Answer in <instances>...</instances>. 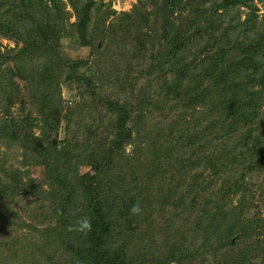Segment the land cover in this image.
Returning a JSON list of instances; mask_svg holds the SVG:
<instances>
[{
	"label": "trees",
	"instance_id": "16d2710c",
	"mask_svg": "<svg viewBox=\"0 0 264 264\" xmlns=\"http://www.w3.org/2000/svg\"><path fill=\"white\" fill-rule=\"evenodd\" d=\"M156 1L152 18L144 10L146 0H140L114 23H107L114 12L100 13L92 0H69L74 23L64 21L61 0L0 1V37L16 46L0 44V140L24 146V155L45 173L44 181L27 177L23 182L20 173L0 165V219L14 217L17 229L27 230L0 236V264H187L198 256L197 249L223 251L225 264H264V226L250 212L255 196L246 182L250 173L264 172V161L258 160L264 159V104H258L264 103V27L255 21L257 9L253 0ZM237 3L252 8L244 20L229 14ZM123 34L145 37L139 43L144 46L134 49L150 52L152 60L158 54L153 60L157 78L169 72L179 77L189 67L197 78L186 89L167 78L158 86L159 95L150 103L142 100L134 114L127 113L129 106L106 100L105 116L116 122L106 126H113L110 132L103 130L102 116L86 127L74 123L75 110L61 99L59 82H81L86 89L94 82L84 76L89 73L83 62H66L61 41L94 44L92 54L111 59L126 50ZM158 39L171 40V48L160 44L158 49ZM40 56L57 62L52 74L45 66L39 73L28 69L27 63ZM184 57L191 59L184 64ZM196 60L199 64L192 66ZM231 66L250 70L255 83L252 107L244 114H238L233 93L226 103L221 100L229 96L226 84L236 73ZM16 79L24 83L23 91ZM197 79L200 84L194 85ZM24 91L31 109L21 107V118L11 111L16 101L24 105ZM82 93L81 100L88 92ZM168 99L176 103L171 106ZM226 106L230 119L220 111ZM167 118L171 131L182 127L171 146L158 125ZM62 121L67 136L53 144L50 134H58ZM128 121L134 122V136L125 126ZM35 122L41 137L31 130ZM82 130L84 138L76 140ZM127 141L132 145L128 153ZM80 167L89 170L80 173ZM20 195L34 198L37 209L23 210L35 223L26 225L10 207Z\"/></svg>",
	"mask_w": 264,
	"mask_h": 264
},
{
	"label": "rangeland",
	"instance_id": "374dc122",
	"mask_svg": "<svg viewBox=\"0 0 264 264\" xmlns=\"http://www.w3.org/2000/svg\"><path fill=\"white\" fill-rule=\"evenodd\" d=\"M0 1L4 3L5 2L8 3V2H12L13 0H0ZM61 1L64 3V5H62L61 6L62 9L61 8L60 9L63 11V13L66 15L68 19V21L67 20H64V21L67 23H74L76 21V18L74 15V11L72 9V6H73L72 2H69V0H61ZM92 1L96 3L97 6L101 7L100 13L101 12L103 13L104 10H107V9L114 12V14L110 15L109 19L107 20V23H110V22L114 23L115 18L117 17L119 18L121 14L130 13L140 0H92ZM155 2L157 1L156 0H146L145 5H144V10L146 14L150 16V18L153 17L152 12L155 11V7L152 5ZM250 4L252 8L254 7L257 9V11L253 10L256 16L255 21H257V23H259L261 26L264 27V0H253L252 3ZM252 8L243 6L241 5V3L240 4L237 3L236 5L231 6L232 11H230L229 14H232L233 16L235 14H238L239 19L244 20L245 17L249 13H251ZM137 10H142V9L138 8ZM224 12H225V9L219 11V13H224ZM173 14L176 17L178 15V12L176 11V13H173ZM217 33L219 32L217 31ZM122 37H123L122 39H124L123 42L125 44L126 50L122 52H118V51L115 52L114 54H112L111 59H109L107 55L101 54L98 58L97 57L98 55L92 54L94 51L93 50L94 44L89 47H84V46H80L79 44L71 42L70 38H67L61 41V45L59 48L60 54L64 57L66 62H69V63L83 62L82 64H85L82 67L83 71H87L89 73L88 75H90L88 76L85 74L84 76L88 80L92 78L94 80L97 79L96 82L93 79L90 82V83L94 82L92 84L91 89H86V87L81 82L79 83L80 84L79 86L77 83H74V84H71L68 82L64 83L62 80H60L59 83L61 84L60 86L61 99L63 100L65 105H67L68 108L71 107L73 108V110H75V117L73 118L74 123L82 124L83 127H86L90 125L91 122L98 124V121L100 120L99 118H101L102 116L103 122H104L103 125H105L103 126V130L105 132H110L116 122H114L113 120H112L113 122L112 121L108 122V119L105 116L106 114L105 111L107 109L106 103L108 101H112V102L116 101V103H119L122 106H129V108H127V113L134 114L135 113L133 112L134 109L139 107V104L142 100L145 103H150L151 99L159 95L161 90L160 88H158V86L160 83H164V81L167 80V78L171 83L177 82L176 84H180V87L184 89H186L185 87L190 88L191 86L190 83L193 82L195 78H197L196 77L197 73L194 72L192 68L190 67H189V70L183 69V74L182 73L178 74L180 75L179 77H177L174 74V72H169L168 77L163 73L165 75L164 79L157 78L158 76H157L156 70L158 67L156 63H154L153 60L156 59L158 54L156 56L153 55V60H152L151 57L149 56L150 52L145 53L147 55L144 57L145 54H141L142 51L138 52V50L134 49L138 46H144V44L141 45L139 43L140 42L143 43L145 37L143 35L134 37L133 34L130 36V38L124 34L122 35ZM157 42L159 43L158 49L160 47V44L168 48H171L172 46L170 44L171 40L166 41V40L158 39ZM0 44L2 48L16 47L15 42L2 38V37H0ZM210 45H214V43H211ZM18 46H21V45H18ZM99 46L100 44L97 45V47ZM104 53L107 54L105 51ZM216 53H217V50L213 49L210 52V56L214 58V55ZM204 54L205 53H202L201 57H203ZM41 57L42 56L38 57V59L29 61L27 63L29 64L27 66L28 69L30 70V68L32 67L31 69L36 70V72L39 73V71L41 72L42 70H44L42 67L45 66L49 70L47 71V74H52L51 67L57 62L54 61V58L52 59L42 58L40 60ZM218 58L220 60L223 59L220 56ZM190 59L191 57H188V58L184 57L183 59L184 64L190 61ZM198 64L199 62L198 60H196V62L192 64V66H196ZM227 66L228 64L226 62L222 66V68L227 67ZM231 68L234 69L231 72L236 71V73H232V75H230L229 84H226L225 90L227 93H229V96L228 95L221 96L222 97L221 100L226 103L227 102L226 100L229 99L231 97V93H233L232 96L234 97L235 105L240 106L237 111L238 114H244V110H243L244 108L250 109V107H252L251 101H252L253 94H251V92L254 90L255 83L253 84L251 82L253 80H251V75H249V73H251L250 70H246V69L238 70L234 66H231ZM228 76L229 75H225L224 78L227 79ZM15 83L19 84L20 89H22V91L24 90L23 89L24 83L22 81L20 82L18 79H16ZM196 84L197 85L200 84L199 79L195 81L194 85ZM233 84L234 85L236 84V87L233 86ZM82 91L88 92L86 97L83 98V100H81V97H83ZM181 92H184V91L181 90ZM23 94H24L23 95L24 102L22 103H24V105L22 106L21 103H19L18 101H16V103L13 104L14 106L12 107L11 112L15 116L19 113V109L21 107H23L25 111H30L31 109L28 103L25 102V101H28V92L24 91ZM165 102L172 106L176 103V100L169 101L168 99ZM258 104L262 105L264 103L259 102ZM86 107H90L91 109L89 108L88 110H86L85 109ZM227 108L228 106L224 107L220 111L224 116L229 117L230 119L231 116L230 115L227 116V111H228ZM113 109L116 110V108H113ZM261 112H264V105H262ZM18 115L19 117L21 116V118L25 116L24 114H18ZM32 115L34 116V113H32ZM3 116H4L3 112L0 111V119H2ZM172 118L176 119L177 117L172 116ZM117 119H119V117H117ZM119 121H121L120 124L122 125L125 124L122 121L121 117ZM128 122L125 126L127 130L130 131L131 136H134V131L132 130L134 122L133 123L132 122L128 123ZM111 123H114V124H111ZM171 124H172V120L170 118H167L166 120L161 121L158 124V125L164 126L162 133H164V135L167 136V139H169L167 143L165 144L166 146L173 145L174 141L172 140L175 139L177 135L176 132L182 130V127H178L176 130L171 131L170 130ZM107 125L109 126L113 125V126L109 130V128L106 127ZM31 130L34 136L41 137V129H40V126H38L36 122L33 124V127ZM74 131H75V128H73V132ZM155 131L160 132L159 130H156V129ZM218 131L220 132V130ZM260 131H262V129ZM67 132L65 129V122L62 121L60 124L58 134L57 135L53 133L50 134V140H55L56 144H58L61 140H64V138H66ZM82 132H84V130L79 131V133H77L76 140H81L82 138H84V136L81 135ZM74 141H73V144H75ZM125 144L126 145L123 147L125 151L128 153L132 149V145H131V142L129 141H127ZM60 145L61 144H59L58 146ZM0 159L3 160V161H0V165H2L3 168L5 169L11 168L13 170L12 174L14 175L17 173H20L18 175H20L23 182L27 180V177H31L39 181H44L45 179L44 169L42 167L35 166L34 162L28 158V155H24V146L20 145L19 143L15 141L9 142L8 139L0 140ZM29 160L31 163L28 162ZM258 160L259 162L264 161V159L261 161L260 157H258ZM14 170H18V172H14ZM88 170L89 169L87 167H80L79 172L84 173V172H87ZM208 174H209L208 172H205L203 174V177L208 176ZM239 174L241 173L239 172ZM246 182H249L248 185L251 187V191L253 195L255 196L254 206L256 207L255 208L253 207V209L250 212L254 217L259 218V221H260L259 225L264 226V187L260 189V187L264 186V172L257 174V175H253V173H250V175L247 176L246 178ZM250 182H252V184ZM44 189L46 190L47 188L44 187ZM22 195H20L19 197H15V201L14 203H12V205H10V207H14V211H16L18 215L23 218L26 225H29L30 221L34 222L33 217L32 215H30L32 219L30 218L29 220V217L28 216L26 217V215L24 214L23 208L28 206L27 209L31 210L34 207L37 209V206L33 203L34 198L32 196H24L23 198H21ZM2 202L5 203L7 201L3 200ZM38 221L39 220H37V222ZM0 222H2L3 224V225H0V236L2 235L14 236L16 235V233L18 235L19 233H25L27 231L23 229H17V225L19 224V222L14 217H11L9 222L5 220L2 221L1 219H0ZM14 232L16 233L14 234ZM171 237L172 235L166 241V245L168 244L169 240L172 239ZM263 240H264V236H263ZM195 243H197V241ZM20 244H22L21 241L19 243V246ZM158 246H163V244H159L157 245V247ZM152 248L155 249V247H152ZM197 251L199 252V254L196 252L195 255H198V256L190 260V262H187V264H225L224 263L225 261H223L224 257L222 255L223 251L218 252V253L217 252L209 253V254H205L202 250L200 251L197 249ZM21 254L22 253L20 254L15 253L14 255L17 257Z\"/></svg>",
	"mask_w": 264,
	"mask_h": 264
},
{
	"label": "clouds",
	"instance_id": "9594fccd",
	"mask_svg": "<svg viewBox=\"0 0 264 264\" xmlns=\"http://www.w3.org/2000/svg\"><path fill=\"white\" fill-rule=\"evenodd\" d=\"M85 226H87V227H90V225H89V224H87V222H85Z\"/></svg>",
	"mask_w": 264,
	"mask_h": 264
},
{
	"label": "water",
	"instance_id": "95a60500",
	"mask_svg": "<svg viewBox=\"0 0 264 264\" xmlns=\"http://www.w3.org/2000/svg\"><path fill=\"white\" fill-rule=\"evenodd\" d=\"M53 144H56V141L55 140H53Z\"/></svg>",
	"mask_w": 264,
	"mask_h": 264
}]
</instances>
